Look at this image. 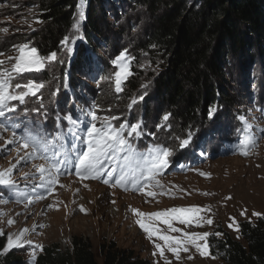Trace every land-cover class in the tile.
I'll use <instances>...</instances> for the list:
<instances>
[{
	"label": "rangeland",
	"instance_id": "rangeland-1",
	"mask_svg": "<svg viewBox=\"0 0 264 264\" xmlns=\"http://www.w3.org/2000/svg\"><path fill=\"white\" fill-rule=\"evenodd\" d=\"M85 7L86 3L80 0L74 24L79 20V12L83 10L85 13ZM43 8L41 0H0V29H8L7 32L0 31V61H4L0 64V71L11 69V64L15 63L14 58L19 54V45L27 44L25 51L28 53L31 48L37 50L41 41L39 36L46 25ZM104 14L109 25L104 28V36H96L98 43L94 39L91 42L93 51L86 54L82 69L72 72L79 44L83 42V21L80 22L79 30L73 27L68 33V41L61 43L65 37L59 41L55 61L46 60L51 53L40 57L37 51V56L44 63L43 68L19 75L13 73L12 87L9 89L13 95L27 91L16 88L17 84L23 86L32 81L43 87L34 89L35 95H27L23 102H7L5 115L0 116V124H4L7 129L0 130V170L17 164L19 157L31 151L30 148L23 149L24 141L20 139L5 144V141L12 138L13 132L17 137L39 134L40 139L48 140L53 138L54 133H62L64 137L59 140L63 139L64 144L56 141L45 155L67 161V164L62 167L60 183L54 186V191L47 187V179L41 181L40 173L34 167L46 163L39 158L25 157L6 177L14 183L11 186L0 185V200L6 201L0 203V213H3L0 215V230L6 237L4 247L8 234L15 237L26 228L28 231L22 241L30 240L32 245L25 244L21 249L10 250L21 256L24 264H34L33 250L35 258L41 252L34 245L44 247L57 244L61 251L71 250L74 237L90 243L99 264L102 263L100 245L110 242L119 249L133 250L152 264H166L165 258L171 264H226L212 256L209 249V255L201 256L192 244L186 245L189 251L181 252V259L176 260L160 235L184 239L183 232L210 234L219 227L246 245L239 228L237 230L238 223L243 220L254 221L257 218L254 212L264 214V60L245 59L236 77L234 90H230L233 96L230 104H213L209 109L215 108L214 114L209 117L208 109L205 124L196 127L194 131L180 128L178 122L170 116L168 121L163 120L168 112L154 100L149 80L135 81L134 90L122 89L124 82L133 74V67L141 76H150L148 79L156 72L143 61L147 55L140 54L133 42L134 36L140 31L142 20L122 3L107 5ZM83 45L89 50L88 44ZM68 48L72 51H67ZM122 52L125 53L123 62L128 66L129 75L121 82L122 90L117 92L114 73L120 67L112 61ZM9 57L13 58L11 62ZM134 98L137 102L129 108ZM83 104H87L89 109L84 108ZM92 112L98 117L95 121L92 120ZM105 117L118 118L109 121L114 128L126 122L128 125L141 123L140 136H129L127 133L130 128H126L123 133L136 149L137 156L147 155L148 150L155 145L173 150L169 167L156 177L163 188L156 187L155 180L150 182V186L141 182L144 192L133 189L131 185L128 191L119 186L113 187L124 153L120 154L115 165L108 164L105 168L107 172L115 167L109 184L103 183V179H108L106 175L100 180L81 179L75 175L76 157L88 147V129L93 123L102 127ZM245 122L252 126L247 137L255 140L254 145L245 146L248 155H243L241 150V144L246 139ZM157 125L165 126L159 128ZM189 131L193 134L190 144L180 149L179 140L175 138H187ZM56 151L62 154L53 157ZM201 172L210 175H201ZM41 183L46 186L40 187ZM149 190L157 195L148 196ZM29 198L31 203H28ZM81 206L86 211H81ZM188 207L201 209L198 214L200 223L197 224L193 219L190 224H181L178 218H172V227L182 229L181 232L171 231L165 218L144 217L146 223L159 230L151 240L135 223L140 217L131 211L134 208L152 213ZM242 212L245 215H241ZM10 219L14 223L9 225ZM207 219L213 223L207 224ZM230 224L232 227H229ZM157 243L164 248V257L155 248ZM197 243L204 246L207 238L199 239ZM3 249L1 256L10 252L4 253ZM153 252L156 254L153 255ZM189 256L192 259H188Z\"/></svg>",
	"mask_w": 264,
	"mask_h": 264
},
{
	"label": "trees",
	"instance_id": "trees-1",
	"mask_svg": "<svg viewBox=\"0 0 264 264\" xmlns=\"http://www.w3.org/2000/svg\"><path fill=\"white\" fill-rule=\"evenodd\" d=\"M80 0H41L45 27L37 46L44 57L56 52L59 41L73 29ZM85 19L72 72L83 68L86 54L93 51V39L104 36L108 26L104 9L112 3L126 5L142 20L134 36L143 60L156 70L150 76L133 74L122 89L134 90L135 81L149 80L157 105L165 108L180 128L196 127L206 122L209 107L233 101V91L240 66L245 59L264 60V0H83ZM89 45V50L84 47ZM43 49H46L45 51ZM143 62V63H144ZM74 78V76H72ZM83 107L89 109L87 104ZM64 137L62 133L55 136ZM63 145V139L57 140ZM246 245L229 232L217 227L207 237L212 256L226 264H264V215L254 221L238 223ZM220 231L221 236L216 233ZM6 237L0 235V252ZM101 264H152L133 250L119 249L112 242L100 245ZM0 264H24L21 256L10 251L0 255ZM34 264H99L89 242L74 237L72 249L61 251L57 244L44 246Z\"/></svg>",
	"mask_w": 264,
	"mask_h": 264
},
{
	"label": "snow or ice",
	"instance_id": "snow-or-ice-1",
	"mask_svg": "<svg viewBox=\"0 0 264 264\" xmlns=\"http://www.w3.org/2000/svg\"><path fill=\"white\" fill-rule=\"evenodd\" d=\"M83 2V0H82ZM85 19V13L83 10L79 12V20L74 24V28L79 30L80 22ZM42 22V21H38ZM0 31L7 32L8 29H0ZM69 37H65L64 41L61 43H65L68 41ZM28 48L27 44H22L18 46V55L14 58L15 63L11 64V69H3L0 71V116H4V109L7 107V102L10 100H18L23 102L25 97L29 94L35 95L34 89L38 90L43 87L42 84H36L32 81H29L26 85H15L16 88H24L27 91H20L19 94H11L9 89L12 87L11 81L13 79V73L19 75L26 71H31L33 69L39 71L44 67V63L37 56V50L35 48H31L30 53L26 52L25 49ZM67 51L71 52L72 49L68 48ZM125 53L122 52L120 56H118L115 60L112 61L113 64H119L120 70L114 73L115 76V85L117 92L121 91V82L123 79L129 75L128 66L123 62V57ZM57 59V54L52 52L46 60L47 61H55ZM9 62L13 60L12 57L8 58ZM4 61H0V64H3ZM146 87V85L144 86ZM142 99V97H141ZM136 99L134 98L132 102L128 105L129 108L136 103ZM10 111L12 109H9ZM215 108L209 109V117H211ZM170 114H165L163 120L166 122L169 120ZM69 119H71L69 117ZM98 117L95 112H92V120H97ZM118 119L117 117H105L102 127H97L95 123L92 124L91 128L88 129V147L87 150L82 154H79L76 157V162L74 163V171L75 175L81 177V179H95L100 180L105 175L108 179H103V183L109 184L110 179L113 178V172L115 171V167L111 171L105 172V168L108 164H113L120 159V154L124 153L123 163L120 165L119 174L114 178L113 187L119 186L125 191L129 190V185L132 186L133 189H136L140 192H144L145 188L141 187V182H145V186H150V182L155 180V186L159 188H163L164 186L161 184L159 180H156V177L163 172L164 169L169 167V158L173 155V150L169 147H165L162 145H155L151 149L148 150L147 155L137 156L136 149L132 144L126 139L123 134L126 128H130L128 131V135L131 136L135 134L136 136L141 135V123L131 124L128 123L120 124L119 128H114L112 124L109 122L110 120ZM165 125H157L159 128H163ZM170 127V125H168ZM252 126L245 122V134L246 139L241 144V150L243 155H248L249 152L245 150L246 145H254V138H248L247 133L248 130ZM0 130H7L4 124H0ZM264 131V130H262ZM192 132L189 131L187 133V138L181 139L180 137H176L175 139L179 140V148L185 149L192 139ZM23 140L24 143L22 145L23 149H31L30 152H25V156L19 157L17 160V164L20 160H24L25 157L29 159L39 158L46 163H41L38 165H34L36 171L40 173L41 181L47 179V187L55 190V185L59 184V175L61 173L62 167L67 164V161L50 158L45 155L49 151L50 145H55L56 141L60 139L57 135L53 137L51 140L48 139H40L39 134L32 135L30 134L28 137H17L16 133H12V138L5 141V144H12L16 140ZM20 149H17L19 152ZM62 153L56 151L53 152V157H59ZM17 164H11L8 168L0 170V185H13V181L9 178L13 169L17 167ZM27 175V174H26ZM201 175H210L209 173L201 172ZM44 183L40 184V187H45ZM63 186V185H61ZM87 187V185H85ZM167 194V193H165ZM207 195V193H205ZM147 195L150 197H155L157 195L156 192L149 190ZM43 197H37V199H42ZM31 198H29L28 203H31ZM0 203H6V201L0 200ZM27 207V204L25 205ZM51 207V205H49ZM210 210V209H209ZM81 211H86L83 206H81ZM133 213L140 219H136L135 223L139 225L141 229L145 233L148 234V239L151 240L153 235L158 233V229L153 227L150 223H146L143 219L144 217L148 218H165V222L168 223L169 228L173 232H181L182 229L174 228L171 224L172 218H178L181 224H190L195 219L196 223H200V218L198 214L201 209L199 207H188V208H170L165 211L145 213L141 212L137 209H131ZM3 215V213H0ZM241 215H245L244 212ZM254 216L261 217L262 213L254 212ZM234 220V218H233ZM14 223L13 220H9L8 224ZM207 224H212L213 221L211 219L206 220ZM229 227H232L230 224ZM239 225H237V230ZM28 229H23L19 235L13 236V234L7 235V243L3 249L4 253L12 250L13 248L21 249L25 244L32 245V241L23 240L22 237ZM3 231L0 230V235H3ZM210 234L208 232L204 233H195V232H183L184 239H181L179 236H170V235H160V239L165 242L167 250L174 255L176 260L181 259V252L187 253L189 251L186 245L192 244L195 246L196 250L199 252L201 256L209 255L208 245L205 244L201 246L197 243L199 239H206ZM216 235H221L220 233H216ZM35 249L43 250V245L36 244L34 245ZM155 248L159 250V254L161 257H164V248L160 244H155ZM156 253L153 252V255ZM35 250L32 251V258L35 259ZM188 259H192L191 256ZM166 264H171L170 261H167L165 258Z\"/></svg>",
	"mask_w": 264,
	"mask_h": 264
},
{
	"label": "bare ground",
	"instance_id": "bare-ground-1",
	"mask_svg": "<svg viewBox=\"0 0 264 264\" xmlns=\"http://www.w3.org/2000/svg\"><path fill=\"white\" fill-rule=\"evenodd\" d=\"M168 181H166V183H167Z\"/></svg>",
	"mask_w": 264,
	"mask_h": 264
}]
</instances>
